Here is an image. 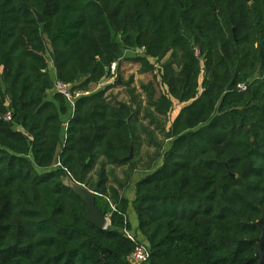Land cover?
Returning a JSON list of instances; mask_svg holds the SVG:
<instances>
[{
	"label": "trees",
	"instance_id": "trees-1",
	"mask_svg": "<svg viewBox=\"0 0 264 264\" xmlns=\"http://www.w3.org/2000/svg\"><path fill=\"white\" fill-rule=\"evenodd\" d=\"M123 49H144L132 59L146 64L170 54L164 77L184 103L170 148L142 125L140 106L112 101L108 88L77 100L61 166L40 172L58 158L68 113L62 95L49 98L54 81L99 82ZM0 67V264H133L122 193L142 163L134 206L150 264H260L264 0H0ZM149 89L166 114L169 96ZM145 143L155 155L142 153ZM68 174L99 194L107 228L88 220Z\"/></svg>",
	"mask_w": 264,
	"mask_h": 264
},
{
	"label": "rangeland",
	"instance_id": "rangeland-1",
	"mask_svg": "<svg viewBox=\"0 0 264 264\" xmlns=\"http://www.w3.org/2000/svg\"><path fill=\"white\" fill-rule=\"evenodd\" d=\"M120 39V37H118ZM46 44L48 47L47 60L51 65H53V60L51 54V44L48 37H45ZM142 55L138 50L123 49L122 58L117 63L118 68L116 74L109 75L105 81L102 78L99 82L90 81L89 79H84L81 82H78L72 85L73 92H83L82 96H88L94 93H97L101 90L108 89L107 96L111 98L112 101L117 102H126L132 103L134 106H140L139 117L141 119L142 125L148 127L151 124V131L154 132L155 140L159 144L163 145L164 149L170 148L171 139L167 137L166 133L171 127L172 122L180 113L181 109L184 106V103H181L174 95L170 92L166 80L164 77L165 64L171 59L170 54L164 58H148V63H143V61H134L132 58ZM49 64V65H50ZM49 73L54 80L56 77L54 70L49 69ZM204 75L200 76V82H202ZM0 82H2V68L0 67ZM105 84V85H104ZM109 84V85H106ZM3 91L6 92L7 102H10V91L6 90L5 85L2 83ZM106 86V87H104ZM112 86V87H110ZM149 87L150 92L151 88L155 90L156 93L161 92L169 96V99L172 102V108L166 114H158L155 112L154 106L152 105L153 101H149V96L145 92V88ZM55 93L50 92L49 96L52 97ZM78 97V99L80 98ZM77 99V100H78ZM68 112L71 109V105L67 103ZM137 108V107H136ZM73 112V117H74ZM68 118V114H67ZM149 128V127H148ZM159 128V129H157ZM148 134V133H147ZM144 139L147 141V135L145 134ZM142 153L145 155H155V149L145 143L143 146ZM144 163L140 169L136 172L141 177L146 175L147 172L143 169ZM122 174V169L117 171ZM79 182V181H78ZM94 191V190H92ZM95 192V191H94ZM97 204V200H96ZM100 204L103 208H108L112 204L109 201H106L104 198L100 200ZM108 218L110 214H107Z\"/></svg>",
	"mask_w": 264,
	"mask_h": 264
},
{
	"label": "built area",
	"instance_id": "built-area-1",
	"mask_svg": "<svg viewBox=\"0 0 264 264\" xmlns=\"http://www.w3.org/2000/svg\"><path fill=\"white\" fill-rule=\"evenodd\" d=\"M138 51L139 52H143L144 49L138 50ZM194 52H195L196 57L201 62H204V57L202 56L201 49H200L199 46H195ZM117 68H118V63L117 62L113 63L112 67H111V73L113 75L116 74ZM247 88H248V83H246V82L240 83L238 85V89L241 92L246 91ZM50 92H53L55 94L58 93V94L62 95L65 98L66 102L71 105V108H72L73 112L75 111L76 102H77L78 97L83 95V92H81V91L73 92L72 84L63 83V82H61V81H59L57 79L54 81L53 88L50 90ZM5 119L6 120H11L12 119L11 111H8L6 113ZM59 166H61L60 160L57 162V167H59ZM126 235L131 240L137 242L133 252L130 255V258H131L133 264H150V249H149V246L144 244V243L139 242L128 231H126Z\"/></svg>",
	"mask_w": 264,
	"mask_h": 264
},
{
	"label": "water",
	"instance_id": "water-1",
	"mask_svg": "<svg viewBox=\"0 0 264 264\" xmlns=\"http://www.w3.org/2000/svg\"><path fill=\"white\" fill-rule=\"evenodd\" d=\"M35 15L39 22H43V16L36 10H34ZM108 75L105 76L103 81L107 79ZM105 85V84H104ZM109 85V84H106ZM106 87V86H104ZM64 184L72 189L78 196H80L87 206V218L94 225L99 228H107L109 225L108 215L101 212L96 204V196L97 192L92 191L86 185L81 182L74 180L70 176H66L63 178ZM259 226L262 229V236L259 239V246L257 248V254L260 259V264H264V228L262 225V220L259 221Z\"/></svg>",
	"mask_w": 264,
	"mask_h": 264
},
{
	"label": "crops",
	"instance_id": "crops-1",
	"mask_svg": "<svg viewBox=\"0 0 264 264\" xmlns=\"http://www.w3.org/2000/svg\"><path fill=\"white\" fill-rule=\"evenodd\" d=\"M49 69H52V71L54 70V74L56 73V69L53 65H49ZM53 93V92H52ZM50 94V92H49ZM54 96V95H53ZM53 96L52 97H49L51 99H53ZM67 114H68V118H67ZM66 115H63L61 117L63 123H64V126H63V129H62V132H61V135H60V138H61V145L59 146L58 148V158L57 160L55 161V163L48 169H44V170H41L40 172H44V171H47V170H53V169H56L57 168V162L60 160V154L62 152V148L64 147L65 145V142H66V138H67V129H68V126L70 124V120L73 118V110L72 108L69 110V112L67 113ZM139 173H136L134 178H133V181L131 183V185L125 189V191L122 193V195L128 200V219L131 223V227L132 229L130 231H128L131 235H133L139 242L141 243H144L146 245H148V241H147V238L145 237V235L139 230V219H138V214H137V211L135 209V206H134V201L136 199V186H137V183L139 182V180L141 178H143L145 175H142L141 177L138 175ZM67 176H70L72 177L70 174H68ZM66 177V176H65ZM73 178V177H72ZM74 179V178H73ZM75 180V179H74ZM99 195V194H98ZM112 208L113 205H112Z\"/></svg>",
	"mask_w": 264,
	"mask_h": 264
}]
</instances>
